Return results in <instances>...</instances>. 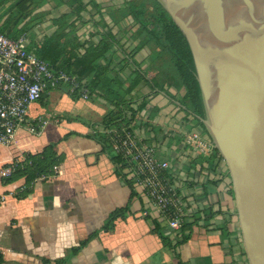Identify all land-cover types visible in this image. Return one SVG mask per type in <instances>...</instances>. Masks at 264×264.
<instances>
[{
    "label": "crops",
    "instance_id": "crops-1",
    "mask_svg": "<svg viewBox=\"0 0 264 264\" xmlns=\"http://www.w3.org/2000/svg\"><path fill=\"white\" fill-rule=\"evenodd\" d=\"M55 1L42 0L20 25L19 35L26 34L28 48L36 54L49 36L64 32L65 40L77 34L80 42H86L91 33H107L110 27L127 51L132 50L126 0H85L83 18L77 16L76 5ZM5 6L0 2V16ZM63 16H69L72 25L62 27ZM101 20L109 27H103ZM153 53L144 47L134 57L147 79L137 88L147 105L138 114L136 129L170 163L173 183L189 209L187 216L197 219L189 238L183 239L182 229L170 228L144 190L132 186L104 151L97 132L109 102L102 97H73L64 86H57L43 93L30 115L54 112L58 122L52 121L38 134L21 126L12 143L0 144L1 264H248L227 165L214 151L193 150L184 140L194 131L207 137L199 126L183 122L179 99L154 85ZM110 55L112 66L126 58L116 44ZM128 66L135 68L133 59ZM121 74L129 83L127 72ZM168 88L178 98L184 95L183 90ZM52 143L60 173L36 177L29 185L25 177L4 181L9 176L3 169L11 162L42 152ZM119 208L125 209L106 229ZM157 225L169 244L156 231Z\"/></svg>",
    "mask_w": 264,
    "mask_h": 264
},
{
    "label": "water",
    "instance_id": "water-1",
    "mask_svg": "<svg viewBox=\"0 0 264 264\" xmlns=\"http://www.w3.org/2000/svg\"><path fill=\"white\" fill-rule=\"evenodd\" d=\"M190 46L248 264H264V0H159Z\"/></svg>",
    "mask_w": 264,
    "mask_h": 264
},
{
    "label": "trees",
    "instance_id": "trees-1",
    "mask_svg": "<svg viewBox=\"0 0 264 264\" xmlns=\"http://www.w3.org/2000/svg\"><path fill=\"white\" fill-rule=\"evenodd\" d=\"M41 1L0 0L1 3L6 4L5 11L0 16V30L6 35L17 37L21 31L20 25L32 15L33 10ZM126 1V14L131 17L126 27L132 31L134 37L131 51H127L110 27L107 33H91L90 39L86 42H80L77 34L65 40H63L64 32L49 36L36 52L38 56L52 64L55 70H64L79 80L86 79L85 85L90 97H102L109 102L111 107L104 115L97 135L103 143L104 151L114 162L116 170L122 172L133 186L134 177L128 163L113 150L104 130L129 125L136 119L139 112L146 108V99L142 98L137 91L142 82H147L146 73L134 58L140 49L150 47L154 52L151 55V61L154 63L152 81L156 87L166 91L174 99H179L181 109L185 111L183 122L193 128L199 126L206 137H210L204 124L197 117H205V108L193 55L184 34L159 0ZM55 2L56 4L65 2L71 6L76 5L77 16L83 18L85 0H56ZM68 18L69 16L60 18V21H63L62 27L72 25L68 22ZM100 23L103 27H109L105 20H101ZM114 44L125 52L126 58L112 66L113 55L108 56V53L111 52ZM82 48H84L83 51ZM101 59H105L106 63L101 64ZM130 59L134 61V69L128 66ZM123 70L128 74L129 83L122 77L121 71ZM168 87H174L179 92L183 90L184 95L178 98L176 94H171ZM65 90L70 93L68 88L65 87ZM70 94L73 97L79 95ZM214 152L223 159L217 148H214ZM27 158L31 159V163H18L12 174L4 179L5 182L25 177L29 185L36 177L51 173L53 166L60 163L53 143L46 146L42 152L27 154ZM124 209L119 208L113 212L110 216V224L105 226L106 229L112 227L115 219L122 214ZM196 221L197 219L190 220L188 216L185 217L181 228L184 240L189 238L193 223ZM156 231L166 244L170 243V240L162 233L160 225H157ZM78 249L79 247H75L74 251ZM242 251L245 254L243 247ZM3 260L0 253V264Z\"/></svg>",
    "mask_w": 264,
    "mask_h": 264
},
{
    "label": "built area",
    "instance_id": "built-area-1",
    "mask_svg": "<svg viewBox=\"0 0 264 264\" xmlns=\"http://www.w3.org/2000/svg\"><path fill=\"white\" fill-rule=\"evenodd\" d=\"M60 85L70 93L89 97L84 81L64 70H55L52 64L30 50L26 34L11 37L0 30V144L12 143L21 126L38 134L52 121L58 122L54 112L31 116L30 108L47 89ZM138 119L139 115L129 125L107 128L104 132L113 150L128 163L134 184L144 190L166 217L170 228L178 232L188 215V206L173 183L169 161L160 158L156 147L137 131ZM184 140L193 150L206 154L215 148L210 138L195 131L186 133ZM18 163H31V159L24 155L11 162L3 169V175L10 176ZM60 171V163H57L51 173L37 178L57 175Z\"/></svg>",
    "mask_w": 264,
    "mask_h": 264
}]
</instances>
